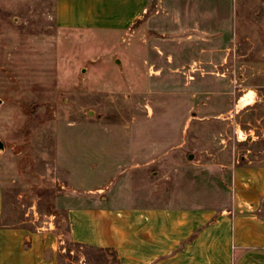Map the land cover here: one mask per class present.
<instances>
[{
	"label": "rangeland",
	"instance_id": "374dc122",
	"mask_svg": "<svg viewBox=\"0 0 264 264\" xmlns=\"http://www.w3.org/2000/svg\"><path fill=\"white\" fill-rule=\"evenodd\" d=\"M232 1L230 44L211 62L178 65L166 54H191L192 46L183 49L169 42L176 35L159 32L161 0H151L142 19L121 33L60 29L54 0H0L4 223L19 225L50 206L66 234L64 211L54 206L65 183L56 157L77 165L81 137L95 133L107 146L110 133L133 127L143 133L149 119L153 138L167 133L182 140L169 147L161 173L133 182L136 196L156 189L158 202L184 190L197 205L221 206L228 166H264V0ZM228 3L211 0L218 20ZM192 65L198 71L189 72ZM177 160L184 167L178 174L171 172ZM65 246L59 264H119L112 253Z\"/></svg>",
	"mask_w": 264,
	"mask_h": 264
},
{
	"label": "crops",
	"instance_id": "0c3cea01",
	"mask_svg": "<svg viewBox=\"0 0 264 264\" xmlns=\"http://www.w3.org/2000/svg\"><path fill=\"white\" fill-rule=\"evenodd\" d=\"M220 1H231L221 21L211 0H161L159 32L176 35L169 39L176 46L198 49L194 53L191 47V54L168 52L167 59L174 57L178 65L193 59L211 62L230 44L233 1ZM150 2L54 0V22L60 29L121 33L142 19ZM190 68L193 73L199 67ZM187 87L192 94L197 91L194 85ZM153 122L143 123V133L135 127L127 134L110 133L103 147L95 133L81 137L82 156L77 165L56 157L65 183L63 194L54 197V206L64 211L66 234L56 224L57 215L50 206L48 212H33L31 220L19 225L5 224L0 186V264H59L66 252L65 241L80 249L112 253L119 264H264V166H228L224 206L197 205L194 195L183 196L184 190L164 195L158 202L156 189L145 187L136 196L132 184L161 173L168 164L169 147L182 140L181 135L167 133L153 138ZM182 163L172 164L171 172H181Z\"/></svg>",
	"mask_w": 264,
	"mask_h": 264
},
{
	"label": "water",
	"instance_id": "95a60500",
	"mask_svg": "<svg viewBox=\"0 0 264 264\" xmlns=\"http://www.w3.org/2000/svg\"><path fill=\"white\" fill-rule=\"evenodd\" d=\"M0 150H3V145H2L1 142H0ZM192 158H193L192 155H190V156L188 157L189 160H192Z\"/></svg>",
	"mask_w": 264,
	"mask_h": 264
},
{
	"label": "bare ground",
	"instance_id": "6f19581e",
	"mask_svg": "<svg viewBox=\"0 0 264 264\" xmlns=\"http://www.w3.org/2000/svg\"><path fill=\"white\" fill-rule=\"evenodd\" d=\"M241 103L243 104V101ZM244 104H246V103H244ZM243 106H245V105H243Z\"/></svg>",
	"mask_w": 264,
	"mask_h": 264
}]
</instances>
